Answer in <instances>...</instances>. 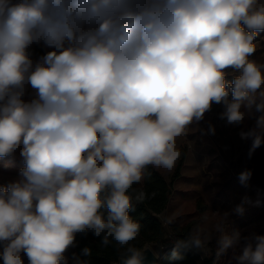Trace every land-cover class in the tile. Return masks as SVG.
I'll return each mask as SVG.
<instances>
[{"label": "clouds", "instance_id": "1", "mask_svg": "<svg viewBox=\"0 0 264 264\" xmlns=\"http://www.w3.org/2000/svg\"><path fill=\"white\" fill-rule=\"evenodd\" d=\"M261 33L264 0H0V159L22 162L0 182L3 264H68L89 232L123 250L118 264H144L130 212L146 169L171 171L214 104L229 125L254 121L239 132L249 158L264 144V63L250 59ZM229 215L173 258L215 240L217 258L239 246L235 264H264V235L229 230Z\"/></svg>", "mask_w": 264, "mask_h": 264}, {"label": "rangeland", "instance_id": "2", "mask_svg": "<svg viewBox=\"0 0 264 264\" xmlns=\"http://www.w3.org/2000/svg\"><path fill=\"white\" fill-rule=\"evenodd\" d=\"M255 44L256 52L250 59L264 63V33L257 36ZM45 51L34 45L33 58L38 59ZM222 111L221 105L214 104L202 121L191 126L192 131L187 138L178 139L181 155L175 167L171 171L159 170L172 185L167 208L157 215L169 237L177 238L176 231L185 226H190L191 232L198 225L211 230L218 219L216 213L224 212L230 214L229 230H239L242 236L252 233L264 235V223L250 229L259 220L264 222V144L249 158L251 141L242 140L239 132L254 121L247 120L239 126L229 125L220 118ZM209 125L214 126L215 134L208 131ZM20 167L22 162L18 158L0 159V182L15 177ZM178 167L179 175L175 176ZM245 169L252 170V176L242 183L239 174ZM237 206H242L243 211H235ZM150 244L160 254L166 247L157 242ZM76 247L77 243L65 253L68 264H73L74 254L77 256ZM210 248L211 252L201 253V256L212 260L211 264H235L233 257L240 252L237 246L217 258L215 240ZM25 261L27 264L26 258ZM0 264H3L2 260Z\"/></svg>", "mask_w": 264, "mask_h": 264}, {"label": "trees", "instance_id": "3", "mask_svg": "<svg viewBox=\"0 0 264 264\" xmlns=\"http://www.w3.org/2000/svg\"><path fill=\"white\" fill-rule=\"evenodd\" d=\"M180 166V165H179ZM179 175V167L175 176ZM136 192H143L144 199L139 202H134V210L130 215L140 222L141 231L138 237L132 241V245L137 248H143L147 243L157 242L165 245L163 251V258L159 264H211L212 260L203 259L200 252L194 250H181V259L173 258V249L178 240L186 239L190 234V226L181 227L176 231L177 238L169 237L162 221L157 216L163 212L169 203L172 194V185L166 177L158 170L152 167L146 169V174L140 184L133 185ZM201 206V205H200ZM199 207V204H198ZM262 222L254 223L250 227L254 230L259 227ZM77 256L80 255L81 250L85 247L91 249V256L81 257L87 259L90 264H111L112 261L119 259L118 246L113 241L108 247H102L100 244V237L94 236L91 232L87 235L77 234Z\"/></svg>", "mask_w": 264, "mask_h": 264}, {"label": "water", "instance_id": "4", "mask_svg": "<svg viewBox=\"0 0 264 264\" xmlns=\"http://www.w3.org/2000/svg\"><path fill=\"white\" fill-rule=\"evenodd\" d=\"M146 245L150 246V249H148L145 252V259H144V264H159L160 261L163 258V254L158 253L150 243H147ZM144 248V247H143ZM119 259L116 261H112L111 264H118Z\"/></svg>", "mask_w": 264, "mask_h": 264}]
</instances>
